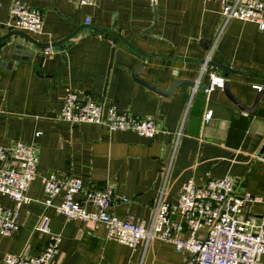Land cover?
I'll list each match as a JSON object with an SVG mask.
<instances>
[{"label": "crops", "instance_id": "0c3cea01", "mask_svg": "<svg viewBox=\"0 0 264 264\" xmlns=\"http://www.w3.org/2000/svg\"><path fill=\"white\" fill-rule=\"evenodd\" d=\"M19 1L42 12L44 33H28L41 43L61 41L90 25L114 29L148 53L183 60L144 57L112 34L91 28H83L61 51L35 49L31 61L11 63L12 47L0 57L7 62L0 66V146L22 142L39 152L38 176L27 193L31 201L20 209L19 229L10 237L0 234V264H6L7 255L38 256L44 251L49 237L36 230L43 215L51 232L61 237L53 264H196L170 244L152 240L131 248L109 238L103 224L67 220L45 209L43 179L55 173L82 178L85 184L110 183L117 194L112 212L146 223L159 201L176 203L182 185L191 179L204 184L230 176L241 194L264 197V30L235 19L217 39L221 7L208 0H98L91 6L70 0ZM12 2L0 0V38L10 31L6 23ZM5 47L0 44V50ZM210 53L212 62L244 74L209 65L203 71V64L184 60L201 61ZM64 54L67 67L59 73ZM140 65V78L162 90L176 81L196 86L161 96L135 82L132 73ZM212 74L225 78L230 94L226 84L210 92L199 90L209 85ZM69 92L102 104L106 111L155 118L163 130L149 138L62 122ZM259 92L253 111L236 102L251 107ZM0 203L15 207L1 194ZM251 212L262 216L264 203L252 205Z\"/></svg>", "mask_w": 264, "mask_h": 264}, {"label": "built area", "instance_id": "2783aa9c", "mask_svg": "<svg viewBox=\"0 0 264 264\" xmlns=\"http://www.w3.org/2000/svg\"><path fill=\"white\" fill-rule=\"evenodd\" d=\"M70 1L91 6L98 0ZM208 1L217 2L221 7L223 25L217 39L227 23L235 19L251 22L264 30V0ZM6 27L42 35L44 16L40 10L13 0ZM49 53L50 49H46L45 54ZM211 56V53L206 56L203 71ZM225 84L224 77L212 74L207 91L223 88ZM254 88L263 90L259 86ZM212 115L210 111L206 119H211ZM59 118L73 126L96 125L109 131H130L149 138L163 130L155 118L136 117L115 108L106 111L102 104L90 98L80 99L73 92L65 96ZM38 153L35 147L22 142L0 146V194L15 203L14 208L0 203V234L4 237H10L19 229L20 209L31 201L27 193L38 176ZM43 186L45 209L52 208L67 220L103 224L109 238L128 247L137 248L158 240L174 246L178 252L188 253L196 264H264V214L257 217L251 212L252 205L264 203V197L248 192L241 194L230 176L210 179L204 184H197L193 179L187 181L176 203H157L150 223L135 222L131 217L118 218L112 212L117 194L110 183L85 184L82 178L52 173L43 179ZM174 216L182 220L177 221ZM36 230L49 237L44 251L38 256L7 255L6 264H53L61 237L51 232L45 215Z\"/></svg>", "mask_w": 264, "mask_h": 264}, {"label": "water", "instance_id": "95a60500", "mask_svg": "<svg viewBox=\"0 0 264 264\" xmlns=\"http://www.w3.org/2000/svg\"><path fill=\"white\" fill-rule=\"evenodd\" d=\"M83 28H91L95 31L101 32V33H109L115 36L116 38H119L124 44H126L129 48L135 50L138 52L140 55L144 57H150V58H165V59H175V60H183V58H177V57H170V56H164V55H159V54H154V53H148L147 51L137 47L132 40H128L125 37H123L120 33L116 32L114 29H106V28H99V27H92L90 25H84L83 27H79L76 31H74L72 34L67 36L66 38L62 39L61 41L55 42V43H41L34 39L32 36H30L28 33L19 31V30H10L6 35L0 38V44L6 45L5 49L0 50V57L5 54L11 47H12V57H11V63L19 60H26V61H31L32 57L34 56L35 49L45 51L46 49L53 48L56 51H61L65 48V45L71 41L73 38H75ZM23 39V40H20ZM23 41V42H22ZM25 41V42H24ZM203 44L205 41H201ZM212 42V41H211ZM1 59V58H0ZM63 61L65 62V65L62 67V69L59 71L61 73L63 70L66 69L67 67V57L64 54L62 56ZM187 62H195V63H201L204 64L205 59L203 60H193V59H184ZM44 59H42L41 62H43ZM7 64V62H2L0 61V66ZM10 63V64H11ZM209 66L213 68H221L225 70L227 73H232V74H244L240 71H236L233 69H230L226 67L225 65L222 64H217L212 61L209 62ZM143 66L140 65L137 68L133 70L132 76L133 79L135 80L136 83L147 87L148 89L160 94L161 96L168 97L170 96L176 89L182 87V86H190V87H195L196 82H191V81H176L173 85L168 90H162L160 89L157 85L149 83L143 79L140 78L139 74L142 71ZM209 85H201L199 90H204L206 91ZM225 90L230 94L229 91V85L228 83L226 84ZM231 96V95H230ZM262 92H259L258 95L255 98V102L251 107H245L243 104L239 103V101H236L238 105L240 106L241 109H245L248 111H253L257 108L260 100H261ZM233 100L235 98L231 97Z\"/></svg>", "mask_w": 264, "mask_h": 264}]
</instances>
